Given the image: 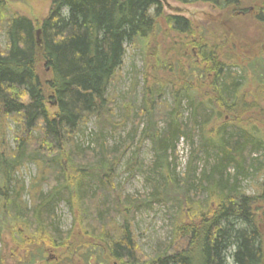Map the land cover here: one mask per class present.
<instances>
[{
    "label": "trees",
    "instance_id": "1",
    "mask_svg": "<svg viewBox=\"0 0 264 264\" xmlns=\"http://www.w3.org/2000/svg\"><path fill=\"white\" fill-rule=\"evenodd\" d=\"M176 1L209 3L235 15L251 8L248 16L264 24V0ZM162 6L163 0H52L47 15L36 25L27 16L9 15L0 0V29L5 36L0 46V132L8 121L14 126L11 148L0 144V232L12 224L19 237L28 233V238L38 239L42 235L55 246H64L66 237L55 213L65 201L80 221L93 216L103 231L105 223L113 224L116 216L122 217L114 234L99 235L102 247L90 248L85 257L80 254L88 264L99 263L97 258L103 251L116 264H227L228 257L233 264H264V239L253 211L258 200L240 186L256 173L255 155L264 150V136L258 127L242 124L247 109L244 75L242 70L233 73L225 64L229 57L219 45L209 42L203 32L199 36L191 21L181 16L168 15L163 22L166 31L186 42L178 38L157 50L154 41ZM139 45L144 51L150 48L153 66L145 70L144 78L151 71L155 76L157 66L172 75L165 80L153 78V86L146 79L140 100L133 90L120 91L113 79L126 47ZM171 51L178 54L174 65L168 62ZM39 53L51 73L46 84L56 107L52 112L45 104L35 70ZM187 56L203 66L194 61L183 68L181 58ZM207 76L212 81L203 94ZM176 77L182 83L173 88ZM219 106L240 123L228 131L225 125H217ZM113 109L118 113L113 114ZM92 116L98 129L89 134L83 150L76 136ZM128 117L131 130L120 145L109 146L106 137L123 129ZM207 118L210 121L205 123ZM140 127L141 138L149 139L153 150L152 177L146 178L152 190L148 197L121 199L112 185V173L121 148L127 147L125 143L133 140ZM181 138L193 149L184 172L178 175L169 156L176 152ZM200 154L204 155L201 168ZM62 156L69 161L79 158L78 170L70 181L60 161ZM35 162L55 172L56 184L45 193L39 190L29 205L22 201L24 180L14 179L17 168ZM153 202L165 206L173 231L187 236V243L173 253L168 252V246L146 257L141 256L131 220L134 211Z\"/></svg>",
    "mask_w": 264,
    "mask_h": 264
},
{
    "label": "rangeland",
    "instance_id": "2",
    "mask_svg": "<svg viewBox=\"0 0 264 264\" xmlns=\"http://www.w3.org/2000/svg\"><path fill=\"white\" fill-rule=\"evenodd\" d=\"M52 0H3V5L8 10L9 15L19 14L31 18L36 25H39L41 20L47 15ZM248 1H246V4ZM249 7V6H248ZM251 11H246L243 14H233L229 10L219 9L209 3L204 2H188L182 3L176 0H163L162 17L159 18L160 24L159 31H156L155 45L158 50L160 47L168 46L175 41H179L181 38L183 42L186 39L174 35L170 32L167 25L163 22L164 18L168 15L181 16L189 19L195 28L204 33L209 42L218 44L221 51L224 52L229 58H225V64L230 67L233 73L241 72L244 75L242 79V87L244 88L243 96L247 104V109L242 116L245 122L242 124H250L258 127L264 136V24L257 23L253 17L248 16ZM1 27V24H0ZM166 34H171L170 37H166ZM4 33L0 29V46L4 45ZM225 37H228L226 39ZM226 39V41L222 40ZM153 42V41H152ZM219 51V52H221ZM157 53V52H156ZM150 48L147 47L145 51L139 45L138 48L134 46H127L125 49V56L123 63L114 76L115 83H119V90L130 92L133 90L134 95L138 100L142 95V90L145 85V80L153 86V78L165 80L167 77H171V71L168 69H161L158 67V72L154 76V72L151 71L146 78L145 70L153 69L151 66ZM178 54L175 55L174 51L169 54L168 62L174 65V62L178 60ZM193 59L195 57H192ZM187 56L186 59L181 58L182 67L188 68L194 61L198 65H202L198 59L192 60ZM223 59V58H222ZM180 62V63H181ZM189 64V65H188ZM237 64V65H234ZM167 65V63L165 64ZM166 68V67H164ZM36 73L42 83V87L45 93V104L50 112L55 110V104L50 98V91L46 81L51 78V73L47 69L45 62L38 54L36 66ZM194 77V76H193ZM197 74L195 75V78ZM212 79L207 76L205 79V90L203 94L210 88ZM182 83L177 77L174 78L173 88H177ZM173 84V85H174ZM168 99V100H167ZM166 100L171 103L166 95ZM119 100L114 103V106ZM121 106L123 104H120ZM220 110V120L216 121L217 125H225V131L229 130L234 124H239L238 118L233 117L225 107ZM122 109H120L121 111ZM126 109H124L125 111ZM117 109H113V114H117ZM127 113H130L129 110ZM133 115V114H132ZM1 116V114H0ZM184 116H187L185 114ZM131 117V116H130ZM134 117V116H133ZM0 118V125H2ZM133 120V118H132ZM210 118L205 119V123L209 122ZM4 127L3 132H0V144H4L6 147L12 145V129L13 123H9ZM127 124L123 129L117 130L113 135H119V138L112 139L110 134L106 137L109 146L120 145L123 142L126 134L131 130L132 121L127 118ZM213 121H211L212 123ZM140 125V124H139ZM212 125L213 124H209ZM209 125H206V135H210L207 131ZM140 127L137 135L132 141L127 140L125 145L127 147L122 149V154L116 161V167L113 170L111 181L118 196L129 199H141L148 197L151 193V185L147 182L149 171L152 169V163L154 160L153 150L149 139L141 138ZM76 136L79 147L85 149L88 145L87 137L93 131H96L98 127L95 125V118L89 117L84 121ZM5 132V133H4ZM198 132L194 134L193 141H197ZM3 140V141H2ZM36 147V145H34ZM193 147L191 144L185 141L184 138L179 139L176 144V152L169 156V163L173 162L176 166L175 173L181 175L185 170V165L188 162L190 153ZM264 150H261L255 155V168L256 173L247 179L241 181V188L249 195L257 197L258 202L253 205V211L257 215L259 220L260 231L264 239ZM200 160L198 167H203L204 155L200 154ZM64 169L70 176L67 178L70 181L71 177L77 172L79 166V158H75L72 161L62 156L61 160ZM78 161V162H77ZM210 162V160H209ZM36 163V162H35ZM25 163L16 169L15 181L20 182L24 180L25 191L22 195V201L31 205L34 202V197L39 190L46 191L53 188L56 184L55 172L51 171L50 167L42 166L40 163ZM254 170V169H253ZM41 179H43L41 181ZM37 186V187H36ZM19 188V187H18ZM33 200V201H32ZM75 201V200H73ZM117 209H120L117 207ZM76 210L71 211L69 204L65 201H61L56 208L57 223L66 237L67 244L64 246H55L54 241H50L46 237L35 239L28 238L30 235L27 233L17 236L16 230L12 224H8L7 227L1 229L0 232V263L1 264H88L84 261L83 257L90 255L86 251L96 249L98 246L102 247L103 243L100 241L99 235L114 234L116 228L122 222V217L116 216L115 222L105 223L104 231L100 225L97 224L94 218L90 220H79L76 216ZM132 224L136 243L142 253L141 256H151L155 251H161L168 247V252L173 253L179 249H182L186 245L187 236L180 233H175L174 226L172 227V219H170L169 212L165 206L159 202H153L147 207H142L132 214ZM11 222V221H10ZM114 225V226H112ZM114 232V233H113ZM117 233V231H116ZM31 234H35L31 230ZM37 234V233H36ZM39 236V235H38ZM63 242V241H62ZM70 244V246H67ZM72 248L78 249V252L72 253ZM80 254L83 256H80ZM92 254V253H91ZM93 257V255H92ZM97 259H101L100 262L92 261V264H116L111 263L107 258V252L103 251V256ZM227 264H233L232 258L228 257ZM120 264V263H119Z\"/></svg>",
    "mask_w": 264,
    "mask_h": 264
},
{
    "label": "water",
    "instance_id": "3",
    "mask_svg": "<svg viewBox=\"0 0 264 264\" xmlns=\"http://www.w3.org/2000/svg\"><path fill=\"white\" fill-rule=\"evenodd\" d=\"M36 32H37V34H39V30H37Z\"/></svg>",
    "mask_w": 264,
    "mask_h": 264
}]
</instances>
